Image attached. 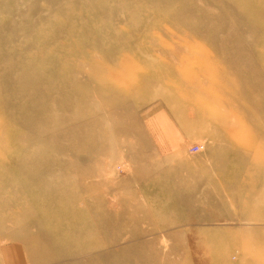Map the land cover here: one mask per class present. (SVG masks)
Returning a JSON list of instances; mask_svg holds the SVG:
<instances>
[{"label":"rangeland","instance_id":"rangeland-1","mask_svg":"<svg viewBox=\"0 0 264 264\" xmlns=\"http://www.w3.org/2000/svg\"><path fill=\"white\" fill-rule=\"evenodd\" d=\"M148 263L264 264V0H0V264Z\"/></svg>","mask_w":264,"mask_h":264},{"label":"crops","instance_id":"crops-1","mask_svg":"<svg viewBox=\"0 0 264 264\" xmlns=\"http://www.w3.org/2000/svg\"><path fill=\"white\" fill-rule=\"evenodd\" d=\"M161 116L159 113H153L151 114L146 122V126L148 128V131L160 148L166 147L168 143L171 142H188L192 140V137H194V134H185L184 136L181 134L179 128L173 124V127H170L169 123L166 121V117ZM160 154L166 155L171 154L173 151L169 150H160ZM256 233V234H255ZM262 234L260 231H252L250 238H261ZM150 264V263H148ZM155 264V263H152ZM169 264V263H166Z\"/></svg>","mask_w":264,"mask_h":264},{"label":"built area","instance_id":"built-area-1","mask_svg":"<svg viewBox=\"0 0 264 264\" xmlns=\"http://www.w3.org/2000/svg\"><path fill=\"white\" fill-rule=\"evenodd\" d=\"M199 149H200V146L197 145V144H196V145L194 144V145H192V146L190 147V150L193 151V152H196V151H198Z\"/></svg>","mask_w":264,"mask_h":264}]
</instances>
